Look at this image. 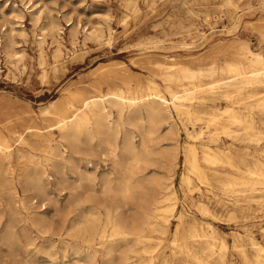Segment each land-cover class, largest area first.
Returning a JSON list of instances; mask_svg holds the SVG:
<instances>
[{
    "label": "rangeland",
    "instance_id": "1",
    "mask_svg": "<svg viewBox=\"0 0 264 264\" xmlns=\"http://www.w3.org/2000/svg\"><path fill=\"white\" fill-rule=\"evenodd\" d=\"M42 37L41 50L39 41ZM56 41L60 42L62 53L54 58ZM239 41L248 42L253 50L264 56V0H0V130L9 138L10 152L14 157L12 182L17 190L13 198L0 185V208L3 209L0 216V264H45L49 262L48 252L52 255V264H118L120 260L119 251H115L109 261L98 255L95 263L83 252L86 234L75 223L80 220L83 225L84 214L79 202L86 188L85 182L79 181L76 174L68 173V179L52 183V196L56 199L46 200L43 205L29 201L26 196L32 193V188L28 186L23 192V181L19 177L22 161L15 156L17 148L23 145L10 138L7 127L16 129L19 134L30 117L42 126L41 109L51 101L58 103L60 109L64 108L70 92L79 95L80 90L101 73L100 70L103 73L111 66L123 65L131 83L139 77L143 81V92L148 86L147 78L151 77L163 90L161 81L153 76L163 61H178L190 66L217 61L226 65L227 58L231 63L226 65L229 75L240 78L241 72L246 70V60L232 57L231 50L225 51L228 57L211 54L214 49H229ZM13 51L19 52L20 57H14ZM204 80L216 83L219 78L205 77ZM233 86L230 85L228 90ZM100 88L108 89L104 84ZM244 90V94H257L251 101L253 106L237 108L236 111L243 117L251 111L255 127L264 131V108L261 110L255 101L264 96V86ZM181 95L184 105H200L190 89L182 90ZM227 106L234 105L225 100L209 102L201 107L198 117L190 116L184 121L197 130H206L209 114L217 107L225 109ZM50 114L48 119L53 123L56 117ZM52 131L58 133L57 129ZM25 136L28 137V133ZM186 141L199 143V139L186 136L180 128L179 158L171 172L177 193V210L185 213L188 221H194L200 233L207 231L208 223L213 226L215 238H210L214 244L212 255L206 258L209 251L203 250L199 243L194 248V253L203 257L199 261L179 249L180 240L172 244L176 224L175 217H172L166 236L151 233L153 238L147 243V250L138 249L137 264H257V257L264 260L263 192L259 189L250 191L249 186L238 184L222 191L218 183L238 174L232 169L228 175L208 185L188 173L192 178L190 189L185 183L181 187L180 176L183 173L187 176L188 172L183 166L181 151ZM198 151L201 156L200 148ZM32 153L41 155L37 150ZM245 158L251 166L264 159L258 155ZM153 170L159 175L163 172L160 166H151L148 171ZM81 182L82 187L75 188ZM76 195L80 198H73ZM142 197L144 194L134 189L127 198H119V202L138 208ZM200 206H206L210 213H203ZM30 215L35 219L39 217L40 221L34 225L28 219ZM14 219L18 222L14 223ZM7 224H17L18 228L25 224L38 252L30 251L31 246H26L20 237H12L11 241L3 243L2 232ZM249 237L262 250L255 249ZM222 241L226 248L220 247ZM124 247L122 245L118 250ZM220 254L223 259L219 262Z\"/></svg>",
    "mask_w": 264,
    "mask_h": 264
},
{
    "label": "bare ground",
    "instance_id": "2",
    "mask_svg": "<svg viewBox=\"0 0 264 264\" xmlns=\"http://www.w3.org/2000/svg\"><path fill=\"white\" fill-rule=\"evenodd\" d=\"M43 40L42 37L39 41L40 48ZM56 42L54 58L62 53L60 42ZM226 50H231L232 57L247 61L240 78L229 75L226 65L231 63L227 58L226 65L217 61L196 66L163 61L157 67L160 70L153 73L161 81L163 90L150 76L143 92V81L139 77L131 83L123 65L111 66L103 73L100 70L101 73L80 90L79 95L70 92L64 108L60 109L58 103L51 101L41 109L42 126L30 117L19 134L16 129L7 127L10 138L23 145L17 148L15 156L22 161L19 177L23 181V192L28 186L32 188V193L26 196L30 202L43 205L46 200L56 199L52 196L51 185L54 181L58 184L62 178L68 179V173L76 174L79 181L85 182L86 190L79 202L84 221L83 225L80 220L75 224L86 234L83 252L94 263L98 255L109 261L113 253L119 251L118 264H137L138 249L147 250V243L153 238L151 233L166 236L172 217L176 221L172 244L180 240L179 249L199 261L203 257L194 253L199 243L203 250L209 251L206 258L212 255L214 244L210 238H215L213 226L208 223L207 231L200 233L194 221H188L186 214L177 210V193L171 172L179 158L180 128L186 136L199 139L198 145L188 141L182 145L183 166L188 172L187 176L184 173L180 176L181 187L185 183L190 189V175L208 185L228 175L232 169L238 174L218 183L222 191L238 184L249 186L250 191L259 189L264 194V159L251 166L245 158L257 155L264 158V131L255 127L251 111L244 117L236 111L237 108L253 106L251 101L257 94H244L245 88L264 86V56L246 41L230 45L229 49H214L211 54L228 57ZM12 54L20 57L17 51ZM146 60L152 64L149 57ZM205 77H218L219 80L206 83ZM101 84L108 87L107 91L100 88ZM230 85H234L232 90H228ZM186 89H190L200 105L183 104L181 91ZM221 100L234 106L215 108L216 111L209 114L206 130H197L184 121L190 116L198 117L201 107L209 102ZM255 101L262 110L264 96ZM50 113L56 117L53 123L48 119ZM198 148L202 151L201 156ZM33 150L40 151L41 155L32 153ZM10 151L9 138L0 130V185L14 198L17 190L12 182L14 157ZM151 166H160L163 172L159 175L156 170L148 171ZM81 187L82 182L75 185V188ZM134 189L144 194L142 204L138 208L120 204L119 198H127ZM77 196L73 198L79 199ZM107 201L111 203L107 204ZM200 210L210 213L206 206H200ZM2 213L0 208V216ZM28 219L34 225L40 221L34 215ZM16 221L14 219V223ZM12 237L22 238L26 246H31L30 251L38 252L25 224L19 228L17 224H7L2 232L3 243L11 241ZM249 241L255 249L262 250L252 237ZM122 245H125L123 250H118ZM220 247L226 248V244L222 241ZM47 257L49 262L45 264H52L50 252ZM218 258L219 262L222 261L223 254ZM256 262L264 264L259 257Z\"/></svg>",
    "mask_w": 264,
    "mask_h": 264
}]
</instances>
